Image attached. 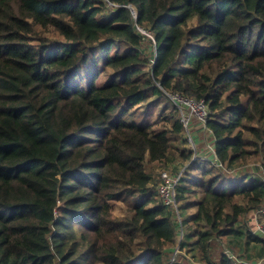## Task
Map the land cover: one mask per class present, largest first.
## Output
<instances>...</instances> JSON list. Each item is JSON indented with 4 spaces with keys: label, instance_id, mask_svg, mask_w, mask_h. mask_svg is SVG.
<instances>
[{
    "label": "trees",
    "instance_id": "obj_1",
    "mask_svg": "<svg viewBox=\"0 0 264 264\" xmlns=\"http://www.w3.org/2000/svg\"><path fill=\"white\" fill-rule=\"evenodd\" d=\"M170 92L208 103L216 159L185 167L180 222L151 175L192 153ZM258 151L264 0H0V264H245L208 244L264 253V179L222 171Z\"/></svg>",
    "mask_w": 264,
    "mask_h": 264
},
{
    "label": "rangeland",
    "instance_id": "obj_2",
    "mask_svg": "<svg viewBox=\"0 0 264 264\" xmlns=\"http://www.w3.org/2000/svg\"><path fill=\"white\" fill-rule=\"evenodd\" d=\"M131 9L134 11V7L130 6ZM140 29V28H139ZM140 31L142 33H145V31L143 29H140ZM42 35L44 36H49V37H57V35L55 33H53V31H51L50 29L48 31H45L42 33ZM143 47H144V51L148 54L149 52V48H150V42L147 39L143 40L142 43ZM153 99V98H152ZM161 105V101L154 103V105L150 108V110H154V113L151 115V118H155L156 113L158 112L159 106ZM146 108L145 103H142L140 105H138L135 109L131 110L130 113L133 116L137 115V112L139 110H144ZM168 109H166L165 111L167 112ZM179 110H178V115H179ZM195 122L194 120H192V123ZM161 124H163V121L160 122ZM190 129V133H192V135L194 136L195 139V151L192 150L191 153V157L186 160V161H180V159L173 161V163L171 164L168 163V167H158L156 165H154L151 169V175L154 181V187H156L158 181H159V174L163 171L168 172V173H172L175 174L178 171H180V174L184 175L185 171V167L187 166V164L193 159V158H206L208 160H211V151L209 148V145L211 144V136L209 134V131L206 129L201 128L200 124H192ZM184 146L189 148V145L187 143V141H185ZM201 156V157H199ZM213 161V160H212ZM146 169H149V165H147V163H144ZM216 167L220 168L218 166V164L216 165ZM224 174H230L232 175H236V174H240V173H254L255 175L262 177L264 179V156L261 153V151L255 152L253 156H251L250 158L247 159V161L241 165H234V167L230 168V169H223L222 170ZM188 174H198L197 170L195 169H191L190 171L188 170ZM176 193V190H175ZM188 195V194H187ZM198 195H193V194H189L190 199L194 200L197 199ZM185 198V197H184ZM159 199V198H158ZM185 199H181L178 201V199L175 198V202H176V209H170L172 214H173V219L178 222L180 219H182V216L179 214V210H178V205H180V203L182 201H184ZM120 203H118V205H116L114 212L116 214H119L120 212H122L123 209H121ZM189 213L194 212L195 208L194 207H190L189 209H187ZM246 229L249 230L251 233L260 236L261 238L264 239V232L262 233L261 230L258 228V226L262 227V229L264 230V219L262 217V212L261 211H257L256 210H250L246 213ZM188 222V221H187ZM184 223L182 226L179 224L178 226V230L176 233V240L178 241L181 236L182 233L184 234L186 231H188L187 229L190 226V223ZM182 227V228H181ZM184 228V229H183ZM229 237H220L219 240H212L209 244H208V250L211 253V259L218 263L219 260V256L222 252L226 253L229 257H231L233 260L236 259L237 262H242L245 261V264H264V253L259 254L258 253V248L260 247V245H257L256 248L254 249H249L248 251L251 254L250 258H244V256L242 255V252L239 251L237 249V247L234 245L235 242L231 240ZM178 252L177 249V245H175L174 247H172V249L170 250L169 255H174ZM198 256V255H197ZM190 262L192 264H203V262L201 261L200 258L195 257V258H189Z\"/></svg>",
    "mask_w": 264,
    "mask_h": 264
},
{
    "label": "built area",
    "instance_id": "obj_3",
    "mask_svg": "<svg viewBox=\"0 0 264 264\" xmlns=\"http://www.w3.org/2000/svg\"><path fill=\"white\" fill-rule=\"evenodd\" d=\"M168 96L172 100L176 108L179 110V120L185 129L184 138L186 139L189 148L195 151V139L192 133H190V126L194 123H196L197 125L200 124L201 128L208 130L209 134L211 133L210 130L206 127V120L210 113L208 103L203 99L195 100L177 92H170L168 93ZM192 120H194L195 122L192 123ZM209 148L211 151V160H213V162H216L213 149L210 145ZM180 171L175 174L165 171L161 172L159 174V181L155 187L159 200L163 203V205L172 210L176 209L175 190L178 180L181 176ZM178 222H180V220ZM258 228L262 233L264 232L261 225L260 227L258 226Z\"/></svg>",
    "mask_w": 264,
    "mask_h": 264
},
{
    "label": "crops",
    "instance_id": "obj_4",
    "mask_svg": "<svg viewBox=\"0 0 264 264\" xmlns=\"http://www.w3.org/2000/svg\"><path fill=\"white\" fill-rule=\"evenodd\" d=\"M207 158V157H206Z\"/></svg>",
    "mask_w": 264,
    "mask_h": 264
}]
</instances>
